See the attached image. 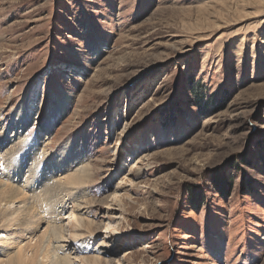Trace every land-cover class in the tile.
<instances>
[{"label": "rangeland", "instance_id": "1", "mask_svg": "<svg viewBox=\"0 0 264 264\" xmlns=\"http://www.w3.org/2000/svg\"><path fill=\"white\" fill-rule=\"evenodd\" d=\"M0 132L36 187L90 166L75 264H264V0H0Z\"/></svg>", "mask_w": 264, "mask_h": 264}, {"label": "bare ground", "instance_id": "2", "mask_svg": "<svg viewBox=\"0 0 264 264\" xmlns=\"http://www.w3.org/2000/svg\"><path fill=\"white\" fill-rule=\"evenodd\" d=\"M80 145L82 146V144ZM18 149L19 146L13 144L7 135L0 132V151L2 150L3 153L0 154V162L1 160H5L9 163L3 167V171L7 172V175L16 174L20 180L19 182L9 183L10 185L0 181V245H3L2 243H8L7 239H9V236L13 233L20 237L29 234L33 235L42 224H46L47 228H45L42 235L37 238L34 245L28 243V245L20 248L19 252L14 256H11L9 251L1 249L3 251L0 252V264H48V260L52 258L51 253H53L55 257L53 264H75L71 257L67 255L68 252L66 251H68V248L62 244L59 245L60 242L62 243L65 240V227L58 224L59 222L56 223V220L52 222V219H48L44 215V212L51 209L57 219V217L61 215V212H59L60 207H62L61 209H66L68 205L67 202L69 200H74L78 195H80V198H83L86 192L82 190V188L87 187L93 178L90 166L88 164L84 166L83 161H80L78 162V166H80V164L82 166L78 167V170L70 173L67 172V174L64 173L65 175L63 178L53 176V178H50L47 176L48 179L46 180L48 181V185H44L40 188L34 185L37 172L27 176L24 174V169L22 168L23 164H18V160H20V158L23 159V157H20L22 155L16 157V154L19 152ZM81 153L83 154L84 151H81ZM48 157L50 158L48 165L46 164L47 168H45V174L53 175L56 171L61 170L62 160H54L55 157L51 155ZM82 157L80 153L76 155L78 160ZM24 178L26 179L23 180ZM73 203H75V200ZM91 203H95V201H89V204ZM83 204L87 205L88 202L85 200L82 204L73 206L70 209L69 216L78 223V225L75 226L76 228L88 229L87 231H89L95 226L94 222L88 219L79 220L75 215L78 214ZM11 230L14 232H11ZM73 237L77 239L80 236L77 233H73ZM55 242L58 244L54 247L53 243ZM29 249L30 252L32 251L31 256L29 255L30 257L27 256ZM59 250H62V255L58 253ZM5 256L7 258L6 261L1 259ZM83 263L103 264V259L99 255H92L84 257L82 259V264Z\"/></svg>", "mask_w": 264, "mask_h": 264}]
</instances>
